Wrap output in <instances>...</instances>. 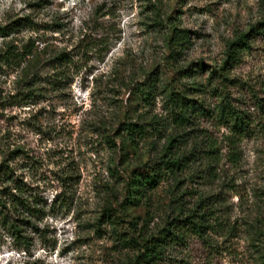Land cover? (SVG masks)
Instances as JSON below:
<instances>
[{
  "label": "rangeland",
  "instance_id": "1",
  "mask_svg": "<svg viewBox=\"0 0 264 264\" xmlns=\"http://www.w3.org/2000/svg\"><path fill=\"white\" fill-rule=\"evenodd\" d=\"M257 23L264 0H0V264H131L200 201L217 220L157 264H264Z\"/></svg>",
  "mask_w": 264,
  "mask_h": 264
},
{
  "label": "trees",
  "instance_id": "2",
  "mask_svg": "<svg viewBox=\"0 0 264 264\" xmlns=\"http://www.w3.org/2000/svg\"><path fill=\"white\" fill-rule=\"evenodd\" d=\"M262 26H264V23H257L256 26L253 25L251 27L250 31L253 32V34H258L261 32L260 28L263 30L264 27ZM3 32L4 29L0 26V33ZM247 36L248 33L243 34L240 40L229 45L227 50V58L229 60L234 61L237 59V48H239L235 46L237 45V42H241V48L248 47ZM187 37L188 36L184 29L177 30V32L172 35V38L169 41L172 54L175 52V46L181 44L180 40L187 41ZM183 106L187 105L183 104ZM184 113L185 109L180 108L176 113L174 120L176 122H182L185 120L186 117L184 116ZM220 113L225 116H229L231 114L233 120H235L237 115L236 112L227 105H223L222 108H220ZM129 127L130 125H127V127L124 128H128L127 130H129ZM128 134H130V131ZM179 160V158H169L156 163L154 166V172L151 175L143 176L142 183L149 185L150 188H155L163 175L166 173H174V169L180 165ZM179 212L180 213L178 215L168 219L165 222V226L159 231L140 233L137 236L130 237L126 240V244L133 247L136 251L131 264H157L164 257V253L169 248H174L175 246L180 245L186 238V235L204 237L212 227L211 222L217 220V218H214V212L209 209V204L202 201L196 203L191 209L187 208L185 211ZM32 215L34 216V213H32ZM9 226L12 229L13 234H16L21 228L15 223H10ZM19 238H21V244L17 248H27L26 237L22 236Z\"/></svg>",
  "mask_w": 264,
  "mask_h": 264
}]
</instances>
